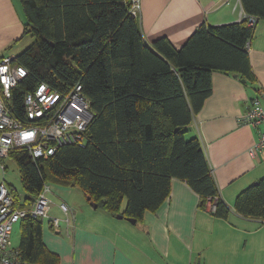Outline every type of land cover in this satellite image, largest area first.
I'll list each match as a JSON object with an SVG mask.
<instances>
[{
    "label": "trees",
    "instance_id": "1",
    "mask_svg": "<svg viewBox=\"0 0 264 264\" xmlns=\"http://www.w3.org/2000/svg\"><path fill=\"white\" fill-rule=\"evenodd\" d=\"M19 1L24 34L34 41L16 55L28 74L12 91L11 113L26 121L24 96L45 82L61 93L82 85L94 117L84 145H62L47 158L26 147L9 154L26 194L21 198L10 185L16 206L32 207L44 185L57 182L79 187L111 213L141 219L159 208L178 178L202 206L212 202L214 214L227 217L230 207L188 126L212 93L213 71L253 77L248 17L264 19V0H241L245 19L202 23L180 47L165 36L152 45L145 40L134 0ZM235 207L264 220V176L239 193ZM44 219L21 220L16 264H61L44 242Z\"/></svg>",
    "mask_w": 264,
    "mask_h": 264
},
{
    "label": "crops",
    "instance_id": "2",
    "mask_svg": "<svg viewBox=\"0 0 264 264\" xmlns=\"http://www.w3.org/2000/svg\"><path fill=\"white\" fill-rule=\"evenodd\" d=\"M136 1L150 45L165 36L180 47L202 23L222 25L247 17L241 0ZM20 7L18 0H0V56H16L25 46L20 42L25 22ZM249 42L253 77L213 71L212 93L187 132L202 143L220 196L230 207L228 216L217 217L211 202L202 206L199 194L178 178L172 179L170 194L159 208L145 211L136 222L123 213L95 208L81 189L89 205L72 204L70 224L64 216L56 230L46 218L44 242L60 255L61 264H264V220L245 216L235 207L239 193L264 176V147L254 155L249 152L260 128L244 121L253 99L264 105V19L257 18ZM51 189L46 193L49 199ZM62 196L56 204L59 211V204L69 205L71 197ZM125 206L126 202L122 211Z\"/></svg>",
    "mask_w": 264,
    "mask_h": 264
},
{
    "label": "built area",
    "instance_id": "3",
    "mask_svg": "<svg viewBox=\"0 0 264 264\" xmlns=\"http://www.w3.org/2000/svg\"><path fill=\"white\" fill-rule=\"evenodd\" d=\"M138 1H133L132 13L137 15ZM257 18L248 17L251 27ZM249 44L247 48L249 50ZM28 70L17 62L15 55L0 56V168L6 170L4 163L17 147H26L33 157H49L58 147L69 144L84 145L86 130L94 117L90 100L84 95L82 85L78 84L66 93H61L45 82L38 84L24 96L25 119L16 118L11 113L8 102L12 91L27 76ZM244 121L259 127L258 141L250 148V154L264 147V105L255 98L244 116ZM49 183L44 185L32 207L16 206L14 194L6 180L0 182V264H16L19 251L12 246L11 237L14 224L27 216L50 219L59 230L60 218L50 214L51 200L46 193ZM212 210L216 209L211 202ZM60 210L71 223L72 210L62 202Z\"/></svg>",
    "mask_w": 264,
    "mask_h": 264
},
{
    "label": "rangeland",
    "instance_id": "4",
    "mask_svg": "<svg viewBox=\"0 0 264 264\" xmlns=\"http://www.w3.org/2000/svg\"><path fill=\"white\" fill-rule=\"evenodd\" d=\"M18 4L19 6H21V3L19 0H18ZM33 41H34V37L31 34H24L22 39H20L21 45H25L23 50H25L31 43H33ZM4 163L6 165V170L3 171V169L0 168V182L3 180H6V183L16 188L21 198L24 197L26 194H25L22 182H21L20 171L18 169L17 163L11 158H6ZM49 184L52 187L51 192L49 193V196H51L50 200L53 202L52 210L50 212L54 217H59L62 219L65 216L63 213L60 212L61 210L59 211L58 206H56L59 200L58 197L62 198L63 197L62 195L64 194L71 196L69 198L70 207H73L72 204H75L74 205L75 208L77 207L80 208L82 204H85L86 206L89 205L84 193L81 191L79 187H75L73 185H65V184L57 183V182H49ZM76 205H80V206H76ZM48 229L49 227L47 226V220L44 219L45 237L48 235L47 233ZM20 239H21V221H18L17 223L14 224V227H13V232H12V237H11L12 246L17 248L19 246ZM66 242L71 245L73 243V239L66 238ZM60 247L61 249L67 248L64 245H60Z\"/></svg>",
    "mask_w": 264,
    "mask_h": 264
},
{
    "label": "water",
    "instance_id": "5",
    "mask_svg": "<svg viewBox=\"0 0 264 264\" xmlns=\"http://www.w3.org/2000/svg\"><path fill=\"white\" fill-rule=\"evenodd\" d=\"M87 198H88L89 200L91 199L90 196H87ZM93 206L96 208V207H97V204L94 203ZM118 217H119V218H122L123 215H119ZM127 219L130 220L131 222H136V218L127 217Z\"/></svg>",
    "mask_w": 264,
    "mask_h": 264
}]
</instances>
